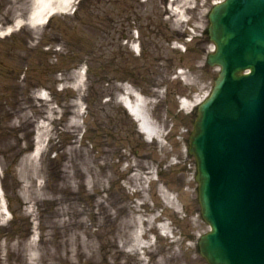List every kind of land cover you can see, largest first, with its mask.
Segmentation results:
<instances>
[{
  "label": "rangeland",
  "instance_id": "obj_1",
  "mask_svg": "<svg viewBox=\"0 0 264 264\" xmlns=\"http://www.w3.org/2000/svg\"><path fill=\"white\" fill-rule=\"evenodd\" d=\"M36 1L0 0V264H162L166 252L208 264L189 138L192 97L204 101L220 72L208 28L224 0L183 23L157 7L171 0H76L47 21L33 20ZM127 88L149 103L152 141L121 101ZM137 205L150 220L134 251Z\"/></svg>",
  "mask_w": 264,
  "mask_h": 264
},
{
  "label": "water",
  "instance_id": "obj_2",
  "mask_svg": "<svg viewBox=\"0 0 264 264\" xmlns=\"http://www.w3.org/2000/svg\"><path fill=\"white\" fill-rule=\"evenodd\" d=\"M209 17L208 62L222 71L191 137L212 227L201 253L210 264H264V0H226Z\"/></svg>",
  "mask_w": 264,
  "mask_h": 264
},
{
  "label": "bare ground",
  "instance_id": "obj_3",
  "mask_svg": "<svg viewBox=\"0 0 264 264\" xmlns=\"http://www.w3.org/2000/svg\"><path fill=\"white\" fill-rule=\"evenodd\" d=\"M75 1L76 0H37L36 9L35 12L33 13L34 15L33 20L44 21L50 14H54L56 12L68 11L72 7ZM209 1L211 0H171L165 6H159L157 4V7L158 8L160 7L165 12L167 11L173 12L175 16L179 17L177 20L183 23L185 22L186 13L201 11L202 9L207 7ZM181 74L184 75V73ZM157 89H160V87L155 86V88L154 87L152 88V90L154 91L153 92L154 95L163 92ZM165 97L166 96L164 97L160 96L159 98L163 99ZM183 97L184 99L181 101L182 107L184 109L190 108L191 107L190 99L188 100L187 96H183ZM198 97L199 95L196 94L195 96L192 97V99L193 100L196 99L197 102L199 103L201 102V98ZM121 101L125 104V106L128 108L130 113L140 122L141 124L140 129L147 134V137L149 139H152L153 134L158 130V126L157 123L153 121L149 116V103L143 97L142 92L135 89L127 88L126 95ZM166 120L169 122L167 118ZM40 150L41 148L40 146H38L36 149V153H39ZM161 173L162 171L161 172L158 171L159 175H161ZM163 195L167 199V201L170 202L171 198L165 191L163 192ZM139 208L140 206L137 205L136 210H134L136 215L134 218L131 219V223L129 222L128 224L130 228L136 226V231L132 236L134 251H138L139 249L146 247V243L144 242L143 238L146 233V229H145L146 223H148V221L150 220L144 218V215L141 214ZM151 223L153 224L152 219H151ZM161 229L166 231L168 229L167 223H163L161 225ZM179 259H181L179 255H172L170 254V252H166L161 263L171 264L173 261H176L178 263Z\"/></svg>",
  "mask_w": 264,
  "mask_h": 264
},
{
  "label": "flooded vegetation",
  "instance_id": "obj_4",
  "mask_svg": "<svg viewBox=\"0 0 264 264\" xmlns=\"http://www.w3.org/2000/svg\"><path fill=\"white\" fill-rule=\"evenodd\" d=\"M111 20L109 21V23H110V26H109V35L110 36H112L113 35V32H112V30L113 29H115V26L116 25H121L122 27H124V28H126L125 27V25H126V21H124V18H119V19H116V18H110ZM123 36H125V37H128V38H130V40H133V37L131 36L130 37V35L132 34H130V33H128V32H124V31H122V33H121ZM154 34L156 35L157 34V31H155L154 32Z\"/></svg>",
  "mask_w": 264,
  "mask_h": 264
}]
</instances>
